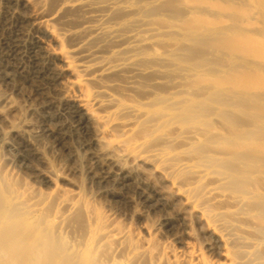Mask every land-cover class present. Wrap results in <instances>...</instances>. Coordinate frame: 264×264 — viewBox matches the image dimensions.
Segmentation results:
<instances>
[{
  "label": "bare ground",
  "instance_id": "obj_1",
  "mask_svg": "<svg viewBox=\"0 0 264 264\" xmlns=\"http://www.w3.org/2000/svg\"><path fill=\"white\" fill-rule=\"evenodd\" d=\"M13 1L59 102L151 190L125 232L0 156V264H264V0Z\"/></svg>",
  "mask_w": 264,
  "mask_h": 264
},
{
  "label": "rangeland",
  "instance_id": "obj_2",
  "mask_svg": "<svg viewBox=\"0 0 264 264\" xmlns=\"http://www.w3.org/2000/svg\"><path fill=\"white\" fill-rule=\"evenodd\" d=\"M28 13L13 0H0V156L6 172L31 190L56 196L58 205L94 198L117 229L133 230L126 217L147 183L121 179L112 158L102 157L91 121L59 102L56 69L42 63L46 47L33 42Z\"/></svg>",
  "mask_w": 264,
  "mask_h": 264
}]
</instances>
